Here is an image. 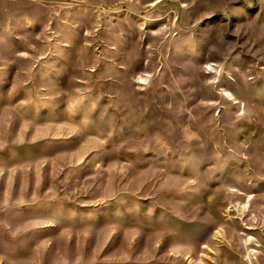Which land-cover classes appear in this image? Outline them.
<instances>
[{"label": "rangeland", "instance_id": "1", "mask_svg": "<svg viewBox=\"0 0 264 264\" xmlns=\"http://www.w3.org/2000/svg\"><path fill=\"white\" fill-rule=\"evenodd\" d=\"M0 264H264V0H0Z\"/></svg>", "mask_w": 264, "mask_h": 264}]
</instances>
